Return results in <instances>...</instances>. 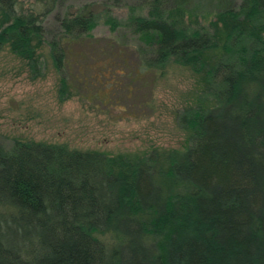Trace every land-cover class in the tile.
<instances>
[{
	"label": "trees",
	"instance_id": "16d2710c",
	"mask_svg": "<svg viewBox=\"0 0 264 264\" xmlns=\"http://www.w3.org/2000/svg\"><path fill=\"white\" fill-rule=\"evenodd\" d=\"M58 1L0 0V49L39 72L48 45L62 98L88 84L104 105L118 89L130 97L171 62L207 86L179 112L183 149L0 141V264H264V0H221L206 24L188 21L191 0H147L123 22L109 14L112 29L141 37L135 46L95 37L85 8L48 38Z\"/></svg>",
	"mask_w": 264,
	"mask_h": 264
},
{
	"label": "rangeland",
	"instance_id": "374dc122",
	"mask_svg": "<svg viewBox=\"0 0 264 264\" xmlns=\"http://www.w3.org/2000/svg\"><path fill=\"white\" fill-rule=\"evenodd\" d=\"M146 1L59 0L45 17L47 36L52 38L58 34L59 19L66 13L85 8L98 15L91 31L95 37L113 38L135 46L141 37L123 23L112 29L107 16L112 14L123 22L132 5ZM220 4L221 0L189 1L188 21L208 23ZM41 47L43 66L39 72L30 70L9 48L0 49V141L3 143L10 145L20 138L130 156L189 145L190 133L180 126L178 116L179 112L200 102L207 86L202 73L171 62L157 79L152 81L146 77L148 85L137 87L130 97L125 89H118L104 105L92 95L96 89L93 84L83 85V89H78L81 92L72 87L75 93L62 98L59 90L62 73L54 66L48 45ZM84 57L82 60H89L88 54ZM74 68L71 72L66 70L67 74L74 73ZM82 94H88L89 99ZM124 101L127 106L122 108L118 103Z\"/></svg>",
	"mask_w": 264,
	"mask_h": 264
}]
</instances>
